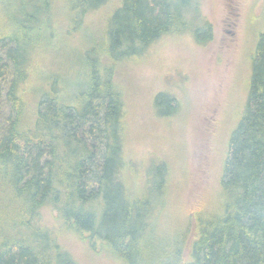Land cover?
Segmentation results:
<instances>
[{
  "label": "trees",
  "instance_id": "obj_1",
  "mask_svg": "<svg viewBox=\"0 0 264 264\" xmlns=\"http://www.w3.org/2000/svg\"><path fill=\"white\" fill-rule=\"evenodd\" d=\"M53 2L0 0V264H78L60 245L62 232L124 264H264V32L228 140L219 202L172 226L163 218L167 166H145L138 185L125 178L133 169L123 154L113 67L186 27L199 0H117L105 39L68 75H51L27 113L19 88L32 52L50 40ZM103 3L66 8L81 19ZM164 100L155 96L158 107Z\"/></svg>",
  "mask_w": 264,
  "mask_h": 264
},
{
  "label": "rangeland",
  "instance_id": "obj_2",
  "mask_svg": "<svg viewBox=\"0 0 264 264\" xmlns=\"http://www.w3.org/2000/svg\"><path fill=\"white\" fill-rule=\"evenodd\" d=\"M53 1L50 40L32 52L19 88L27 113L51 75H68L75 59L113 28L117 0H104L81 19L67 9L74 0ZM187 13L186 27L177 25L140 55L118 61L112 78L122 104L123 154L133 169L125 178L138 185L145 166H167L163 218L172 226L219 202L228 140L245 110L255 46L264 32V0H199ZM159 93L165 100L158 107ZM43 219L49 222L47 212ZM58 241L78 264H124L72 232H62Z\"/></svg>",
  "mask_w": 264,
  "mask_h": 264
}]
</instances>
